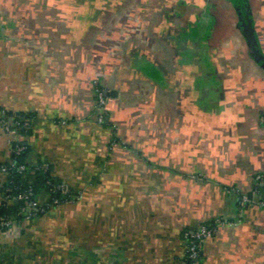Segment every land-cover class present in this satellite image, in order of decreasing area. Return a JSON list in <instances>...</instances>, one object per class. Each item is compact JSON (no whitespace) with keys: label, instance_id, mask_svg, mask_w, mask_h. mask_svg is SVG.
<instances>
[{"label":"crops","instance_id":"crops-1","mask_svg":"<svg viewBox=\"0 0 264 264\" xmlns=\"http://www.w3.org/2000/svg\"><path fill=\"white\" fill-rule=\"evenodd\" d=\"M263 118L264 0H0V163L79 195L40 191L0 264H189L201 225L202 264H264Z\"/></svg>","mask_w":264,"mask_h":264},{"label":"built area","instance_id":"built-area-1","mask_svg":"<svg viewBox=\"0 0 264 264\" xmlns=\"http://www.w3.org/2000/svg\"><path fill=\"white\" fill-rule=\"evenodd\" d=\"M98 96V105H99V110H100V115H99V122H103V116L105 115L103 106L105 103V100L103 98L102 92L98 91L97 92ZM6 117L3 118L2 120V125L3 129L5 132L12 134L14 130L18 128H23L28 126V122L22 119H16L12 118V124H8L6 122ZM264 122V118L262 119ZM14 143V142H13ZM13 143L11 144V152L19 155L24 151L23 146H19L18 144L13 146ZM35 170L39 171H47L48 170V165L47 164H42V165H37L34 167ZM27 171V167L24 165H17L14 161L9 160L8 162L0 163V175H11V174H20L23 175ZM255 180L257 182H261L264 184V174H259L256 176ZM51 186V191L57 192L60 194V197L57 198H50V202L47 206V208H43L42 211L52 208V207H57L60 206L64 203H67L77 197H79L78 194L72 193L71 189L69 186L63 182H60L55 185H51L52 183L48 182ZM5 192H10V189L5 190ZM33 195V190L31 187H27L26 189L19 191L16 199L19 201H23L28 209H34L37 207V203L35 200L32 199ZM10 195H5V200L10 201ZM29 218V216H27ZM14 220L13 219H4L0 222V226L4 228L5 230L11 228L14 225ZM209 235H211V229L207 227L206 225H201L199 228L192 232L191 234H185V241H186V258L188 260L189 264H202L201 263V249H202V243L205 238H207Z\"/></svg>","mask_w":264,"mask_h":264},{"label":"trees","instance_id":"trees-1","mask_svg":"<svg viewBox=\"0 0 264 264\" xmlns=\"http://www.w3.org/2000/svg\"><path fill=\"white\" fill-rule=\"evenodd\" d=\"M12 117L10 114L6 116V122L8 124H12ZM16 119H23V117H17ZM22 130L26 129L25 127L20 128ZM22 146L19 143L14 142L13 146L15 145ZM12 153V152H11ZM25 156H26V148L24 147V151L20 153L19 155H16L14 153L11 154V159L14 161L17 165H24L25 167ZM42 165V164H39ZM52 169L48 165L47 171H37L34 169V167L29 168L27 167V171L23 174H11L7 175L6 184L4 187V190L10 189V192H5V195H10V203L8 201L1 202L0 203V222L4 219H12L15 218L16 220H20L23 218V216L27 213L26 211V205L23 201H19L16 199V196L19 191H22L26 189L27 187H31L33 190L32 199L36 201V198L40 191H44L49 195L50 198H57L60 197V194L57 192H52L50 184L48 182L52 183L51 185H55L60 183L61 181L55 178L52 175ZM73 193V191L71 190ZM50 202V200H49ZM5 229L0 226V232H4Z\"/></svg>","mask_w":264,"mask_h":264},{"label":"water","instance_id":"water-1","mask_svg":"<svg viewBox=\"0 0 264 264\" xmlns=\"http://www.w3.org/2000/svg\"><path fill=\"white\" fill-rule=\"evenodd\" d=\"M112 95H113V93H112ZM104 96H105V93H104Z\"/></svg>","mask_w":264,"mask_h":264}]
</instances>
